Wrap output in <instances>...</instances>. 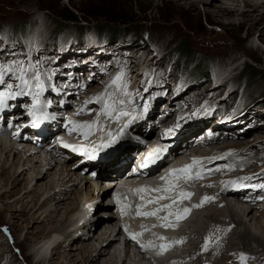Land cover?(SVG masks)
Wrapping results in <instances>:
<instances>
[{"label": "rangeland", "instance_id": "374dc122", "mask_svg": "<svg viewBox=\"0 0 264 264\" xmlns=\"http://www.w3.org/2000/svg\"><path fill=\"white\" fill-rule=\"evenodd\" d=\"M256 1L259 2L260 0ZM122 5H126L128 8L133 7L132 9L125 8L127 13H122V15L125 14L126 18H132L135 21V23L132 24L135 33L131 32L127 34L128 36L124 41L115 44H107L104 40H100L96 37L93 32L94 27L103 23L99 18L86 17L84 19L82 14H78L82 20L78 19L75 22H66L58 19L60 10L66 7L71 8V11L76 13L77 10L89 12L122 10ZM74 8L77 9L76 12ZM136 8L140 11H137ZM205 8L206 5L202 2L198 3L194 8H191L188 4L180 0H118L117 3H112L111 0H0V57H6L8 60L11 56H15L14 60L16 62V60H20V58H23L26 54L28 57V54L31 53L30 51L33 50L32 54H36L34 59L38 60L40 63V74L42 78L44 75L49 78L48 75H50L54 80L58 78L62 80L63 83H65L64 81L68 78L69 81H73L75 76L79 78L76 79V81H79L78 84L72 85L77 90L71 88L74 93L68 94L69 96L65 95L63 99L64 101L66 100V107L71 106V104L73 105V99H77V94L84 92L90 85L95 87L99 84L98 81H101L100 71L104 69L105 66L104 62L101 61H105L106 64H108L110 59H112L118 67L125 66V69H127L126 74L130 83L129 90L133 93V97H135L134 101H137L142 95L140 81L143 76L145 78L143 85L146 86V88L154 86L157 88L155 93H162L163 91L162 94L167 96V99H165L167 105L168 103L172 105L170 106L171 109L168 113V118H171V114L176 110L175 105L177 103H179L177 104L178 109L184 108L185 105H193L194 101H198L204 97L208 100L213 98L211 103L215 102L214 107L217 109L216 112L219 111L218 109L222 110L228 105H230L231 108L236 107V109H238L236 118L229 119L227 117L228 111H226L227 114L220 117L219 121H225L224 123L220 122L217 124H223L224 127H227H223L226 132L220 130V132L215 135L214 143L212 142L207 148H221V145L222 147L224 145L231 146L234 145L232 143L238 141L237 147L234 145V148L239 150L240 154L236 153V156L249 153L248 150H252L251 153L253 155H259L260 158H264V43L261 41L259 32L262 27L256 26L251 34H247V30L250 29V24L239 27L237 24H227L223 22L218 25L207 19L204 13ZM24 21L27 22V30L18 35L17 32L21 27V23ZM44 25H46L45 29L43 28ZM80 27L85 31L84 42H86V44L84 43L83 47L79 46V43L75 40V33H77ZM40 30L44 32L39 33ZM178 39H185L190 44L192 50L198 52L196 59L199 63L196 65L197 68H194L195 66L193 63L185 65L183 61H177L174 46ZM54 40L57 42V45L51 47ZM31 45H33L34 49H32ZM246 50H251V52L245 53ZM95 56L97 60H95ZM250 60H256L258 62L256 68L261 73L260 76L251 82L241 76L244 63H249ZM74 62L79 64V69H77ZM29 63H31V61L28 62V64ZM20 64L19 62L16 66L13 65L14 69H16V73H19L20 68L18 67ZM126 64L128 66L127 68ZM153 71H155V81L150 78ZM196 71L202 72L200 74H195L194 72ZM34 73L35 71L33 70L28 71V75L30 74V76H33ZM217 76H223V79L218 81ZM166 77V81L162 79ZM157 78L160 79L159 82ZM164 84L165 86H163ZM171 84H173L172 87L176 89V92H173V94H166V88H169ZM68 85L71 86L70 84ZM52 86L53 90L57 85L53 83ZM79 86L80 89H78ZM93 91L94 88L92 89V92ZM46 94H48V92ZM158 95H160V93ZM175 95L176 98L174 99ZM176 100L177 102L174 104L170 103ZM158 108L160 107H157V109ZM205 110L206 109H202V115H205ZM157 113L161 114V112ZM86 119H89L88 116H86ZM169 120L170 119H168V121ZM203 121L208 120L205 119ZM179 128L183 129L182 123ZM207 128L208 127H206V129ZM241 142L244 143L243 149L238 148ZM227 149L228 151L235 150L230 148ZM63 159L64 158H57L59 162H62ZM70 162L71 161H68V163ZM252 164H256L255 161H253ZM211 167L212 166H210V168ZM205 170L210 172L208 169ZM88 171L90 170H87V172ZM211 174H213L211 176H213L214 179L218 177L217 174ZM229 175L233 176V172L229 171ZM205 177L206 179L213 180V178L207 177V175ZM225 181L231 183L233 180ZM209 184L210 183L202 187V191L204 192L203 195L217 198V208H220L219 210L224 216V218L222 217V221L226 223L229 221L227 218L225 219V217H228V211H225L226 206L224 205L221 207L220 196L218 197L216 193L217 190L215 189L216 184H212L213 187H209ZM82 185H77L80 194L87 192L86 190H81ZM5 186L6 185L0 180V194L8 190ZM23 192L24 191L18 192L16 195L6 198H0V208H6V205L13 202L14 199L22 195ZM226 197L227 195L224 199H226ZM39 199L37 206L44 200L41 199V196ZM229 199L228 204L230 206L240 203L237 200ZM206 203L207 202H205V204ZM216 203L213 204L216 205ZM205 204H203V206ZM203 206L201 212L198 213H202L200 214L201 216L199 215L197 217L198 214L193 216V218L197 217L199 221L195 223L194 228L200 232L206 229L205 225L209 226V222L204 217L205 212ZM16 207L19 206L16 205ZM62 207L63 206L60 205V208ZM243 209H246V207L243 206ZM104 210L106 209H97L100 213ZM60 211L62 212L63 209H60ZM8 212L9 210L6 209L4 213L0 215V243H5L0 249V252L6 253L9 260L12 262H4V264H33L37 258H34V256L29 257V255L32 253V249L36 244L50 235V227H52V225H45L46 230L43 231L42 234L36 236L33 233V228H31L32 224H29L28 221L24 222L21 220V218L25 216L23 213L17 212V219H9L11 213ZM215 219L211 218L209 220H212L215 224L219 218ZM106 222L107 221H100V225ZM200 225L204 226H201V228ZM116 226H118V224ZM192 226H194V224H192L191 221L184 226L183 230L190 232V235L189 238L182 240L181 247L185 245L180 253L182 258H180L178 262L171 261L173 264H197L196 255L191 254L194 249L191 244L199 243V245L203 246L204 243L200 241V237H197L195 233L192 232L194 229ZM230 226L233 229L234 225L231 224ZM249 227L257 230L259 233L262 232V228H260L255 218L251 216L246 220L245 225L241 226V229L237 224V228H239L237 232H247L246 229ZM199 231H196V233L198 234ZM237 235L238 234L235 235L234 232L230 242L223 248L225 257L232 255V252L235 253L240 250H243L245 254L251 252L245 250L240 240L241 238ZM16 237L17 240H15ZM96 237L94 236V238H92L93 240H90L95 242ZM117 238H119L118 243L123 251L122 237L118 234ZM221 238L223 241L227 239L226 236H222ZM218 239L219 237L217 240ZM245 242H247V240ZM216 243H214V245ZM71 245L70 246L73 247L75 243ZM214 245H210L207 250H203V252L205 254L212 253L211 249L214 248ZM253 246L256 248L255 245ZM131 247L132 246H130L131 251L129 250L130 255L136 250ZM137 251L138 250L135 251L136 254L139 253ZM71 252L76 253V251L70 250L69 253ZM227 253L228 255L226 256ZM260 253H264L263 248L257 249V254ZM139 255L140 254L136 257V264H150V259V261L145 258L142 260V257H140L141 255ZM252 255L254 254L250 253L249 256H245L247 259L243 264H261V261L251 257ZM63 256L64 255H62V257ZM183 258L187 260V263L183 262ZM236 259L238 260L236 261L234 258L236 263L240 262L241 264L240 259ZM122 262L123 260H121L119 264ZM227 262L228 260L225 263ZM76 264H80V262L77 261ZM214 264H223V260L216 261Z\"/></svg>", "mask_w": 264, "mask_h": 264}, {"label": "bare ground", "instance_id": "6f19581e", "mask_svg": "<svg viewBox=\"0 0 264 264\" xmlns=\"http://www.w3.org/2000/svg\"><path fill=\"white\" fill-rule=\"evenodd\" d=\"M180 1H183V3L188 4L189 7L191 8H194L198 3L201 2L205 3L206 8L204 9V13L207 16V19L211 22L217 23L218 25L222 24L223 22L227 24H237L239 27H242L243 25L246 24H250V29L247 30V34H251L256 26H261L262 28L259 30V32L261 36V41L264 43V0L262 1L260 0L259 2H257L256 0L255 1L254 0H180ZM43 28L45 29L46 25H44ZM42 32L44 31L43 30L39 31V33ZM250 52L251 50L245 51V53H250ZM40 70L41 68L40 66H38L37 71H35V73L40 74ZM48 76L50 79L45 75L42 78L40 74L41 82L44 84L43 89L48 90V94L45 95L41 94L40 96L41 103L46 104L48 96L51 93L54 94L52 90L53 87L52 85L54 83V85H57L55 87L56 93L54 95H51L50 97L53 98V101L54 99H57L58 102H61V105L66 106L65 104L66 100L64 101L63 99L65 98L66 94L68 95L74 93L71 88H74L72 85L78 84L79 81H76V79L79 78L75 76V79H73V81L72 80L69 81L68 78L64 81L65 83H63V81L59 80L58 78L57 81L56 79L54 80L53 77L51 78L50 75ZM32 82L33 81L31 80V83ZM67 83L70 84L72 87L69 86ZM91 87L92 86L90 85L89 88L86 89L84 92H81L76 95L78 96L77 99L74 98V100L76 101L72 102L74 103V105H76L75 107H78L79 105L82 104V100L86 95L85 94L86 91L88 93H92V89L94 88L93 91L94 98H92L91 100H96L102 94L100 84H97L95 87L92 88ZM95 88L97 89V91ZM78 89H80V86L78 87ZM160 95L157 96L160 97ZM154 97H156V93H154ZM175 98L176 95L174 96V99ZM175 102H177V100L171 101L170 103L174 104ZM170 106L172 105L168 103V105L163 107L161 114L163 113V111H167V113L158 122L153 121L156 118V115L153 117V120L150 118L149 121L151 124H149L147 129L143 128L144 124L146 123V117L135 118L132 123V126L127 132L123 133V135L118 134L119 138L117 139V141L120 140L122 141L123 139L128 140L131 137L138 136L141 132L145 134L146 138H149L152 135L153 130L158 128L159 125L162 124L169 125L167 121L168 119H170V117L168 118V113L171 109ZM48 107L53 108L52 105ZM48 107L46 108V110L48 109ZM94 107L97 109V105ZM94 107L93 106L87 107L86 109L94 108ZM70 109H72V107ZM158 110L159 108L157 109V111ZM49 112L51 113V111ZM113 115H115V113H113ZM93 116L94 113L90 114L88 116L89 120ZM25 121L26 119L23 118L22 123H25ZM223 127H224L223 124H216L217 131L223 130L224 132H226V130H224ZM178 128L175 129V133L172 136L173 139L171 141V144L176 145L177 143L180 142L191 143L192 137L194 136L197 127L193 126L191 122L188 121L187 127L183 126V129L182 128L178 129ZM204 130H206V128ZM117 141L114 144H116ZM13 142H14L13 136H9L5 140L0 139V180L3 182L4 185L7 186V187L5 186V188L8 189L0 194V198H6L8 196L16 195L18 192H22V191L24 192L22 195L15 198L13 202L6 205L5 206L6 208L1 207L0 215H2V213H4L6 209L9 210V212L11 213L9 215L10 217L9 219H17L18 216L16 214L17 212L23 213L25 216L22 217L21 220L24 222L28 221L29 224H32L31 228H33V233L36 236L42 234L43 231L46 230L45 225H52V227H50L51 228L50 235L44 238L38 244H36L32 249V253L29 255V257L34 256V258H37L33 264H70V263L76 264L77 261H79L80 264H98V262L99 264H119L121 260H123L121 264H136L137 263L136 257H138V254L141 255L139 256L142 257L141 258L142 260L144 258L148 260L150 259L151 260L150 264H173L171 261L178 262V260L182 258L180 253L182 248L185 247V245L183 247L180 246L181 248L179 247L176 250V252L170 254L167 258L164 259L155 258L152 255V253H146L142 249H139V251H137L139 252L138 254L135 253L136 251L135 250L134 253L132 254L133 256L130 255L129 250L131 251L130 245L133 244V240L130 239L129 236L127 235L129 233V227L128 225L125 224V222H118V220L116 221V218L114 217V215L110 213V211L104 213L105 211L104 210L102 213H100L99 211L96 210L92 214L93 215L92 221L88 225H81L79 220L80 214L83 212V210H85L86 205L91 201L92 194L94 191L92 185L88 184L89 181L86 179V174L81 175V173L83 170H85V167H87L90 164V162H92L93 160H89L85 165L81 163L80 159L71 161L70 163H68V160L65 159L62 160V162H59L57 160V158H60V155L58 153H56V155H49V156L47 155L45 157H41L38 153L32 152V147L28 145L24 146L20 144L19 146ZM237 143L238 141L232 144L236 145L237 147ZM114 144H111L110 146ZM234 145L231 146L224 145L223 147L221 145V148L223 149H227V148H230L232 150L235 149L232 151V153H229L230 155H228L227 158L232 157L236 153L240 154L239 150L234 148L235 147ZM238 148L243 149L244 143L242 142L239 143ZM215 149L216 148H210L209 152ZM54 150L56 152H59L61 148L55 147ZM252 158L257 159L255 160V163L264 160V158H260L259 155L252 154ZM200 159H201V167L203 161L202 170L204 172L203 174L204 176L209 173L210 174L214 173V171L209 172L206 171L205 169H209L210 166H213L217 162L222 161V159H219L217 157L216 158L201 157ZM123 160H125V158L121 160H117L114 164H118ZM261 174H264V171H262ZM183 181L184 178L182 177L180 183L183 184ZM211 181L212 180L209 181V179L207 178V181L204 183L208 184ZM78 184L80 185L83 184L84 186L83 185L81 186V190L82 191L86 190L87 192L80 194V190L77 189ZM229 184H230L229 182H226L225 180H221L219 184L215 185L217 190L216 193L218 197L220 196L219 199L221 200L220 203L222 204V206L221 205L220 206L223 207L225 205L226 206L225 211L226 212L228 211L227 212L228 217H225V219L227 218L229 220L228 222L225 223L224 221H222L224 216L222 212L219 210L220 208H217L218 207L217 203L215 205L210 201L207 202L206 204L204 203L205 205L203 206L205 212L204 217L209 222L208 223L209 226L205 225L206 229L203 227L205 230L201 232L194 228L195 223L198 221L197 217L202 213L198 214L197 217L191 220L192 224H194V226H192V228H194L192 232H194L197 237H200V241L204 243L206 237L210 238L208 247L212 244L214 245V243L217 242L214 245V248L211 249L212 253L205 254L203 252L204 250L203 246L199 245V243L198 244L192 243L191 245H193L194 249L191 254L196 255L197 264H206V263L214 264L216 261L219 260H223V264H237V263L240 264V262L236 263V261L238 260L236 258H239L241 254H243L244 256H249V254L252 253L254 255H252L251 257L258 259L259 261H261V264H264V253L257 254V249L259 248L264 249V224H263L264 212L261 209L258 210V207H256L257 204L256 201L250 204L241 201L246 196V194L239 193L237 192V190H234V188L228 189ZM217 185L220 187L219 190L217 189ZM226 195L227 197L226 199H224ZM40 196L41 199L44 200L40 202L39 206H37L38 201L40 200L39 199ZM229 196H234L235 200H237L240 203H236L235 205L230 206L228 204L230 200ZM200 202L201 199L196 201L195 205L200 204ZM157 204L158 202L155 203V205ZM16 205H18L19 207H16ZM60 205H62L63 207L60 208ZM243 206H245L246 209H243ZM100 208L103 209L101 204H99V209ZM60 209H63V211L61 212ZM167 210L168 209H165V211ZM165 211L158 212L155 217H151V218L166 216ZM134 212L135 211H132V213ZM177 212H179L181 215L184 214L183 210ZM250 216L252 218H255L260 228H262V232L259 233L257 230L251 227L246 229L247 232H242V231L237 232V229H239L237 228V224L240 226L241 229V226L245 225L246 220ZM211 218L212 219L219 218V220H217L216 223L214 224L212 220H209ZM100 221H107V222L103 225H100ZM117 224L118 226H116ZM231 224L234 225L233 229L230 226ZM201 226L204 225H200V227ZM125 228L127 229V231H125ZM146 229L151 230V226H147ZM196 231H199L198 234L196 233ZM234 232L235 235L238 234L237 236L241 238L240 240L243 243L245 250L251 252L245 254L243 253V250H240L239 252H235V253L232 252L233 253L232 255L225 257L223 248L226 247L228 242H230L232 238V234H234ZM64 233H65V237H64ZM118 234L122 238H124V236L126 235L125 242H123L122 245L124 249L123 251L121 250V246L118 243V239H119L117 238ZM147 234L148 233H145L144 237H146ZM189 235L190 232L183 230L179 236L175 235L172 238L173 241L171 243H174V241H178L177 238L180 240H185L189 238ZM94 236L95 237L97 236L95 242L91 241L93 240L92 238H94ZM222 236L223 237L226 236L227 239L226 240L224 239L225 241H223V239L221 238ZM159 237H161V235L154 236L152 238L155 248H160L159 245L166 244V242L160 240ZM218 237L219 239L217 240ZM15 240H17V237ZM246 240L247 242H245ZM72 243H75L73 247H71ZM4 244L5 243H0V249L4 246ZM253 245H255L256 248H254ZM70 250L76 251V253L74 252L69 253ZM62 255L64 256L62 257ZM227 255L228 253L226 254V256ZM234 258L236 261L234 260ZM8 260H9L8 255L1 251L0 264H4V262H12L11 260L9 261ZM227 260L228 262L225 263ZM183 262L187 263V260L183 258Z\"/></svg>", "mask_w": 264, "mask_h": 264}, {"label": "snow or ice", "instance_id": "6c2138e0", "mask_svg": "<svg viewBox=\"0 0 264 264\" xmlns=\"http://www.w3.org/2000/svg\"><path fill=\"white\" fill-rule=\"evenodd\" d=\"M19 63V62H17ZM20 72L21 75L18 77L20 80V83L16 85L17 91L12 90V84L8 83L5 80V76L9 75H15L16 69H14L13 65L11 64H3L0 63V85L5 86V90L0 91V112H2L8 105L7 101L10 99H14L18 95H32V106L28 111V115L32 118V126L36 127L39 125L40 122L47 120V119H52L54 118L50 113L46 111V108L50 106L49 104H42L40 101V96L42 94L44 84L41 82L40 74L39 73H34L31 79H35V88L39 89V91H35L34 93L31 91L32 89V84H31V79H25V75L28 72V69L25 68L22 64H20ZM122 79V76H117L116 80ZM116 80L113 81V84L116 83ZM146 90V89H145ZM119 91V90H118ZM124 95H127V92H124ZM97 100L101 104L100 110L97 112L96 117L91 121V122H85L83 124H75L73 123V127L69 129V135L72 134L73 131H77V134L82 136L84 139H88L90 136L94 135L95 132L98 130L99 132L103 133V135L100 137V143L99 144H93L90 148H82L77 145H70L64 143L63 140H60L59 143L61 144L62 147L69 148L70 150L74 152H80V154L86 156L89 160H94L97 158V155L101 150H103L106 147H109L111 144H114L116 140L119 138L118 135H114L112 132H106L105 133V126L100 124V119L103 116L105 119H111L114 122H119L121 119L125 117H129L128 123L131 122V117L130 113L128 111H125L122 107L117 108V104L123 105L125 101L120 98V97H108L107 99L105 98L104 94H101ZM97 102L96 100H88L85 101V105L89 103H94ZM129 103H131L129 101ZM115 113V115H113ZM77 115H82V114H89L85 112L84 108H81L77 111ZM193 115H196L194 112ZM183 119V118H181ZM70 123H72L70 121ZM128 124H124V128H127ZM180 125L177 123L176 127L178 128ZM11 127V125H10ZM175 129H169L167 130L168 133L174 131ZM124 129L122 128L120 130L119 135H123ZM167 134V133H166ZM164 149L161 148H156L153 150L152 153H150L147 157H145L143 163L141 164L142 168H147L150 164H154L159 157V154L163 151ZM201 164L200 160H197L196 158H193L192 162L188 165H185L183 168L180 169H173L169 172L168 177H175L176 179H179L183 177L186 181L193 180V179H201L203 178V173L197 168L198 165ZM196 168V172L193 173L192 170ZM218 170V169H217ZM247 179H251L250 177ZM161 180L165 182L167 187L162 189L164 192H169L173 187H175L174 181L167 178V177H161ZM211 185H209L210 187ZM260 187L264 188V185H260ZM151 192V191H161V189H149L145 187H141L139 189H135L134 192ZM192 193H187V192H180L179 197L180 198H190ZM169 197L167 196H159L157 200H149L147 201L148 203H154L157 202L158 200H164L168 199ZM143 199V197H141ZM213 198L205 196L201 199L200 204L194 205V207H202L205 202L211 201ZM117 202H124L123 197H117ZM177 203L176 200L172 201V204ZM172 204L164 205L161 208H157L153 212H144L141 213L139 208L142 206L137 207V212L136 215L140 216L143 215L145 217L147 216H156L158 212L163 211L165 209H170L172 207ZM190 212V209L184 208L183 213L184 215H181L179 212L173 213L169 212L168 215L160 218L157 217L158 219H161L163 222L159 225L160 227L168 228V227H174V224L169 221V217L175 215L176 221H179L181 219L186 218V215ZM121 214L123 215V211H121ZM143 227V226H141ZM153 227H156V225H153ZM125 231L127 229L125 228ZM142 235V233H136V234H129V238L132 240H136L137 236ZM160 240H164V237H159ZM209 240L210 238H205V242L203 245V249L206 251L209 245ZM182 240L174 241L176 244L182 243ZM144 245H141V248H144ZM161 249V254L166 251L169 247H171L170 244H161L159 245ZM241 264L247 259L243 254L240 255L239 257Z\"/></svg>", "mask_w": 264, "mask_h": 264}, {"label": "trees", "instance_id": "16d2710c", "mask_svg": "<svg viewBox=\"0 0 264 264\" xmlns=\"http://www.w3.org/2000/svg\"><path fill=\"white\" fill-rule=\"evenodd\" d=\"M112 3H117L118 0H111ZM131 6V5H130ZM126 9H132L133 7H126V5H122V10L116 11H82L75 9L76 13L71 11V8L66 7L60 10L58 14V19L63 21H77L78 19L82 20L78 14H82L84 19L87 18H99L103 21L101 25L94 27V33L96 37L100 40H104L107 44H115L124 41V39L130 34L131 32L135 33V29H133L132 24L135 21L132 18H126L125 14L127 13ZM137 11H140L136 8ZM27 30V22H22L21 27L18 30V35L24 33ZM84 30L80 27L75 33V40L79 43L80 46L84 44ZM57 42L54 40L51 47H55ZM175 54L177 56V61H183L185 65L194 64V68H197L199 61L197 62L198 52L192 50L190 44L185 39H178L174 46ZM258 62L256 60H250V62H245L244 66L241 71V76L244 77L247 81L251 82L255 80L261 73L257 70L256 65ZM195 70V69H194ZM202 71L194 72L195 74H200Z\"/></svg>", "mask_w": 264, "mask_h": 264}]
</instances>
